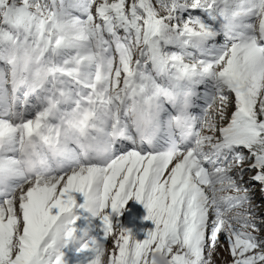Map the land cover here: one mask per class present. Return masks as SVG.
Here are the masks:
<instances>
[{"label": "snow or ice", "instance_id": "obj_1", "mask_svg": "<svg viewBox=\"0 0 264 264\" xmlns=\"http://www.w3.org/2000/svg\"><path fill=\"white\" fill-rule=\"evenodd\" d=\"M255 185L264 0H0V264H264Z\"/></svg>", "mask_w": 264, "mask_h": 264}, {"label": "rangeland", "instance_id": "obj_2", "mask_svg": "<svg viewBox=\"0 0 264 264\" xmlns=\"http://www.w3.org/2000/svg\"><path fill=\"white\" fill-rule=\"evenodd\" d=\"M222 40V37L218 38ZM232 109H229V115H231ZM247 155V152H245ZM248 161L245 162L244 167L246 168ZM253 173H247L244 176V182H248L250 176ZM251 195L254 196L253 204L255 205V211L257 216H264V204L261 203L262 197H264V193H262L259 185H255L253 192ZM138 215L135 218L134 222H128L127 220H123L122 223L125 227L132 228V230L136 233L138 239L146 238V233L149 229L154 228V225L149 221H145L144 217L147 215L145 209L142 206L137 207ZM258 224L261 225L262 234H264V223H261L260 220L257 221ZM111 240L108 241V247H111ZM212 264H232V257L227 250V245L222 244L216 252L212 254Z\"/></svg>", "mask_w": 264, "mask_h": 264}, {"label": "clouds", "instance_id": "obj_3", "mask_svg": "<svg viewBox=\"0 0 264 264\" xmlns=\"http://www.w3.org/2000/svg\"><path fill=\"white\" fill-rule=\"evenodd\" d=\"M161 264H164V262H163V261H161Z\"/></svg>", "mask_w": 264, "mask_h": 264}]
</instances>
